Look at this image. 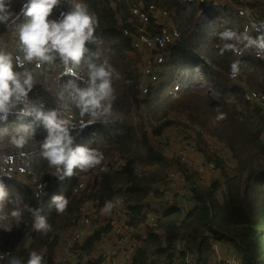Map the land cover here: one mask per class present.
<instances>
[{"label":"trees","instance_id":"1","mask_svg":"<svg viewBox=\"0 0 264 264\" xmlns=\"http://www.w3.org/2000/svg\"><path fill=\"white\" fill-rule=\"evenodd\" d=\"M24 2L26 0H11L10 10L18 13ZM78 2L86 4L91 13L95 12L98 21L95 32L98 42L86 44L89 49L86 57L91 56L97 64L104 60L118 62L112 65L119 73V79L114 78L113 84L123 88V99L113 103V113L118 119L108 126L101 123L88 126L78 136L72 133L76 144L100 150L104 160L86 172L75 170V175L63 181L50 179L54 168L38 154L40 143L47 135L46 129L42 124L35 126L26 156L18 159L17 164L24 170L21 178L36 182L25 184L13 175H0L9 192L4 213L10 216L13 210L21 212L18 222L11 219V231H6L4 223L7 222L0 220V251L11 250L13 256L26 262L29 253L35 250L43 255L44 264H55L65 254L58 250L59 241L71 231L72 221L82 215L85 205L90 214H98L106 201L123 198L129 207L125 219H103L75 245L74 251L88 255L98 245L101 252L102 237H113L114 228L122 225L137 231L134 239L138 245L130 264H184L182 258L178 260L168 252L178 240L184 241L188 252L196 255L197 264H214V243L241 255V264H264V115L259 107L251 106L244 99L245 87L264 96V55L258 56L255 47L244 49L246 53L242 56L221 51L225 42L214 34L225 29L244 33L247 25H253L252 20L241 19L225 5L197 6L188 0ZM246 5L264 22V0H250ZM70 6L60 0L50 19L59 18ZM151 6L160 14H167L172 21V27L169 26L175 29L177 36L163 51V60L152 67L150 77L154 82L141 92L140 80L144 75L139 63L143 55L135 50L133 39H138L143 29L159 32L161 25L149 13ZM137 11L144 14V21L133 14ZM23 22L26 21H18ZM250 35L256 38L264 33ZM0 44L8 46L14 57L23 55L17 47L13 26L0 23ZM236 60L241 61L240 73L232 81L230 66ZM81 65L74 71L81 77L77 83L83 86L87 67ZM25 68L31 70L36 79L30 99L43 101L45 110L58 109L62 115L71 114L75 124H79L80 119H89L87 115L81 117L71 103L69 81L75 77L61 76L64 66L59 57L40 68H36L35 62L26 63ZM181 71L185 75L176 78ZM202 103L209 104L211 109ZM143 109L148 122H161L153 130L155 137L161 136L172 123L170 113L180 112L195 124V146L189 143L196 147L204 165H212L211 175L204 179L179 157L165 156L164 150L150 146L144 120L136 122L134 118ZM221 114L224 118L218 119ZM212 122L228 129V136L220 139L226 150L224 156L214 152L203 137L213 131ZM17 124L14 114L0 122V142L10 140ZM238 125L240 128L236 131ZM112 157L118 158L119 166L106 171L104 163ZM173 170L185 175L190 197L188 206L186 199L174 206H165L154 222L143 223V205L151 187L165 180ZM84 175L91 179L81 187ZM46 181L48 185L44 186ZM58 194L69 201L63 213H57L51 203V197ZM37 207L43 209L42 215L52 226L47 235L33 228L30 209ZM0 264L8 262L0 260ZM88 264L94 261L89 260Z\"/></svg>","mask_w":264,"mask_h":264},{"label":"clouds","instance_id":"2","mask_svg":"<svg viewBox=\"0 0 264 264\" xmlns=\"http://www.w3.org/2000/svg\"><path fill=\"white\" fill-rule=\"evenodd\" d=\"M70 2V10L61 12L59 18L50 19V16L60 0H26L18 13L10 10L11 0H0V23L13 26L17 34V47L22 56H13L6 50V46L0 44V122L14 114L18 124L10 135L9 141L18 149H22L34 138L35 126L40 124L46 129V137L40 143L39 156L54 168L52 175L59 181L75 175V170L86 172L99 166L104 160L103 153L95 148L76 144V136L88 126L101 123L104 126L114 124L117 116L113 113V103L116 100L113 79H119V73L107 61L97 64L91 56L86 54L89 49L86 44L98 42L95 35L98 21L91 13L86 4L78 0ZM24 20L26 22L18 23ZM221 41H224L221 51H232L237 56H242L243 49L255 47L257 55H264V35L253 38L251 35L237 33L231 29H225L214 33ZM57 57L64 66L61 76L68 74L75 77L69 81L71 103L79 111V115H87L89 119H81L79 125L66 118L58 109L45 110L43 102L39 104L30 100L29 93L36 84L34 73L25 68V64L35 62L36 68L45 63H52ZM84 61L87 65L86 80L83 86L77 83L81 77L74 71L75 67ZM240 60L234 61L230 66V77L236 78L240 73ZM14 68L23 69L15 71ZM203 80V76L200 77ZM31 117V120L27 118ZM224 114L218 116L223 119ZM76 132V136L72 133ZM17 154L16 168L23 167L17 164V160L26 156V152ZM24 171V170H23ZM15 172L11 174L22 183L27 184L25 177H20ZM3 175V174H0ZM33 181V180H32ZM31 184V183H28ZM33 184V183H32ZM83 187V185H81ZM9 196L7 186L0 180V220L6 221V231H11V219L17 222L21 216L19 210H13L10 216L4 213L5 202ZM51 203L57 213H63L68 206V199L61 194L53 195ZM122 201H106L101 209L102 214L110 213ZM34 217L33 228L43 235L52 231V226L47 222L43 209L37 207L30 209ZM8 255V264H44L42 254L33 250L29 253L26 262L19 257L11 256L10 253H0V260Z\"/></svg>","mask_w":264,"mask_h":264},{"label":"built area","instance_id":"3","mask_svg":"<svg viewBox=\"0 0 264 264\" xmlns=\"http://www.w3.org/2000/svg\"><path fill=\"white\" fill-rule=\"evenodd\" d=\"M191 3L198 5H208V4H220L230 7L233 11H235L238 16L243 20L251 19L253 25L246 26L247 34H262L264 33V22L260 21L256 18L253 11H250L247 7L248 0H188ZM149 13L152 14L157 20L161 16H165L167 14H160L156 7L151 6ZM138 20L144 21V14L142 12L133 13ZM144 29L140 31L143 33ZM160 34L165 35L164 30H159ZM177 36V32L174 31L173 35L166 36L162 39L163 42L172 43L171 39ZM140 44H148V40L144 37H140L138 39ZM152 68H150V73ZM229 79L234 81L236 78H231L229 75ZM244 99L249 104H256L253 107L261 106L262 112L264 115V96L257 94L254 90H251L247 87L244 88ZM32 100V99H30ZM41 101L36 102L39 104ZM43 102V101H42ZM44 105V102H43ZM72 118L70 115H68ZM73 122V118H72ZM79 124H77L78 126ZM74 132V131H73ZM27 149L25 146L22 149L16 148L10 142L3 143L0 142V174L3 175H11L15 172L22 173L23 170L21 168H16V152L23 153ZM183 163H188L181 157H179ZM119 165L115 164L111 166L113 170L117 169ZM210 168H213L210 165ZM176 171V170H173ZM177 173H173L168 175V177L153 185L147 195L146 200L144 201L143 210L145 219L143 223H152L154 222L156 215L161 216L163 207L174 206L178 204V202H183L187 196V186L188 183L186 181L185 175L179 171ZM48 185V181L44 183V186ZM83 185V184H81ZM122 201L123 203L114 207L110 213L102 214L101 210L98 214H90L87 209V205L83 208V213L80 217L75 218L72 221L71 231L67 234V236L59 243L58 250H63L65 254L59 257L55 264H79L80 260L88 257L90 260L94 261V264H115L113 262L114 259H119V264H130V258L136 249L138 243L134 239V235L137 232L134 227H123L122 225L116 226L114 228L113 237L103 236L102 237V245L103 250L95 255H87L83 252L74 251L75 245L85 236V234L89 230L96 229L99 223L103 219H111L114 221H122L129 214V207L126 201L123 198L113 199L112 202ZM215 249V248H214ZM169 254L174 255L178 260H183L184 264H197L196 263V255L189 253L184 241L178 240L174 247L168 250ZM11 256L13 254L9 252ZM8 256V255H6ZM96 262V263H95ZM214 264H241V256L233 253H227L225 257L217 260Z\"/></svg>","mask_w":264,"mask_h":264},{"label":"rangeland","instance_id":"4","mask_svg":"<svg viewBox=\"0 0 264 264\" xmlns=\"http://www.w3.org/2000/svg\"><path fill=\"white\" fill-rule=\"evenodd\" d=\"M65 3L70 5V2L68 3L67 0H63ZM250 2V0H248ZM198 6V4H196ZM203 6V5H199ZM206 6V5H204ZM227 9L233 11L230 7L226 6ZM235 13V11H233ZM95 14V12H94ZM237 16L238 14L235 13ZM171 20L165 16H161L159 18V23H160V30L165 31L166 36H171L173 35L175 29L171 28ZM171 27H170V26ZM165 35L160 34L158 31H154L151 29V32L146 31L144 29V32L141 33L138 36V39L140 37H144L148 40V44H140L138 39H133V46L135 50L138 53H142L143 59L142 62L139 63V68L143 72V77L140 80V87L139 89L141 92H144L147 89V85L149 83H153V78L150 77V68L154 67L156 64H159L163 59V51L167 48L168 45H171L172 43H166L163 42L162 39L165 37ZM175 38V37H174ZM174 38L171 39V41H174ZM242 48V46H240ZM6 50L10 52L9 47L6 46ZM243 53L245 54L246 52L242 48ZM11 53V52H10ZM236 55V54H235ZM237 56V55H236ZM264 59V56L262 57ZM177 73L175 76L176 78L181 79L185 74L182 73ZM156 84V83H154ZM113 87L115 89V95L117 100L123 99V88L120 85H115L113 84ZM132 92H130V95ZM149 96V94H148ZM147 96V97H148ZM145 97V98H147ZM205 107L208 109H211L209 104L202 103ZM251 106H256V104H250ZM165 108V107H164ZM262 108L260 106L259 111H261ZM146 110L143 109L138 115H134V118L136 122L144 120L146 124V130H147V141L150 146H152L155 149V146L159 150H164L166 153L165 156L169 157H181L183 158L191 167L194 171L200 173L204 179L207 176L211 175V168L209 166L204 165V162L201 158V156L197 153L196 147H194V140H195V132L197 130V126L190 122L188 118L181 114L180 112H174L170 113L169 117L171 120V124L166 127L162 133L161 136H154L153 130L158 128L161 125V122L158 121H147V116H145ZM166 112V111H165ZM168 113V112H166ZM71 115V114H69ZM66 118H68V115H64ZM72 116V115H71ZM72 119V118H71ZM81 120V119H80ZM213 125V131L210 132L209 134H204V138L207 141L209 147L214 151L217 152L221 155H226V150L224 149L222 143L220 142L221 138H224L225 136H228V129L221 127L218 125L216 122H212ZM239 125L235 127V130L237 131L239 129ZM199 130V128H198ZM74 133H76L74 131ZM192 143L194 146H192L190 143ZM156 150V149H155ZM160 152V151H158ZM161 153V152H160ZM120 163L117 157H112L106 160L104 163V168L106 171H113V168L111 166H114L115 164ZM177 173L176 171H171L170 174ZM54 176L51 174L50 179H52ZM91 178L89 176L84 175L81 178V184L85 186L87 182ZM36 181L32 180H27V183H35ZM241 188V187H240ZM187 206L190 202V197L187 196L186 198ZM61 242V240L59 241ZM226 244V243H225ZM214 248H219L220 246L218 243L213 244ZM232 248L229 247H224L218 254L217 259H221L226 256V254L229 252L231 253ZM11 252L9 251H0V253H5L8 254ZM100 252V247L97 245L95 247V250L92 251L89 255H95ZM233 254H237L233 252ZM239 255V254H237ZM241 256V255H240ZM9 257L5 255V258L2 260L3 262H8ZM90 259L88 257L80 260L79 264H88V261ZM241 261H242V256H241ZM113 262L115 264H119V259H114Z\"/></svg>","mask_w":264,"mask_h":264},{"label":"bare ground","instance_id":"5","mask_svg":"<svg viewBox=\"0 0 264 264\" xmlns=\"http://www.w3.org/2000/svg\"><path fill=\"white\" fill-rule=\"evenodd\" d=\"M8 38H9V41H12V37L9 36ZM104 61H107L110 65H114V64H117L118 63L116 60H104ZM81 63H82L81 66L87 67V65H86V63L84 61H82Z\"/></svg>","mask_w":264,"mask_h":264},{"label":"crops","instance_id":"6","mask_svg":"<svg viewBox=\"0 0 264 264\" xmlns=\"http://www.w3.org/2000/svg\"><path fill=\"white\" fill-rule=\"evenodd\" d=\"M154 67H155V66H154ZM222 249H223L222 247L215 248V251H216V260H215V262H216L217 260H219V259H217V256H218L219 252H220ZM228 253H229V252H228ZM215 262H213V263H215Z\"/></svg>","mask_w":264,"mask_h":264}]
</instances>
